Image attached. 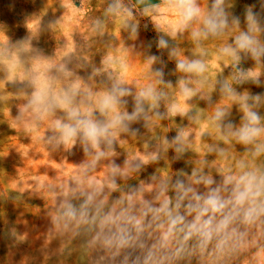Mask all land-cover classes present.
<instances>
[{"label": "rangeland", "instance_id": "obj_1", "mask_svg": "<svg viewBox=\"0 0 264 264\" xmlns=\"http://www.w3.org/2000/svg\"><path fill=\"white\" fill-rule=\"evenodd\" d=\"M122 2L133 9L127 24H135L136 32L126 26L122 16L107 13L112 0H0V264H104L102 254L88 247L90 233L79 227L73 235L53 221L66 201L81 204L79 194L88 190L89 181L104 186L107 209L133 186H142L145 198L151 199L156 177L172 180L181 171L190 175L202 168L219 178L237 161L251 159L253 145L221 139L225 133L218 124L222 127L231 122L238 128L243 116L239 101L221 87L226 82L239 95L264 96V57L257 63L240 53L241 60L235 62L221 56L220 49L246 29L245 9L255 5L254 11L259 12V0H227V10L240 17V24L230 23L222 35L197 40L191 35L201 27L197 23L175 37L171 35L178 18L167 4L145 14L131 0ZM199 2L202 8L211 4V0ZM161 37L169 41V48L158 47ZM259 39L264 42V34ZM173 49L177 57H170ZM151 56L158 59L149 64ZM109 57L111 62L104 63ZM177 59H200L206 71L200 76L179 72ZM61 65L67 75L56 71ZM238 69L257 74L259 84L248 78L238 83ZM157 70H162V77L156 75ZM34 75L55 77L56 91L79 80L81 93L94 95L119 80L130 90V95L123 97L127 103L121 106L122 112L131 113L134 97L149 85L163 96L156 108L145 102V113L130 123L128 132L117 136L112 149H104L108 155L89 170L95 150L85 152L79 141L57 145L49 139L52 123L65 115L62 110L39 121L32 118L27 102ZM182 78L191 80L189 87L200 88L188 101L181 98L178 81ZM172 104L187 105L188 115L170 117L167 109ZM91 107L95 108L94 103ZM217 108L228 112L220 122L212 120ZM255 110L264 125V102ZM94 118L104 119L96 111ZM181 129L188 138L186 151L177 159L171 141ZM157 150L158 160L117 179L118 191L107 188L113 164L126 169ZM256 162H264V156ZM252 254L249 250L232 264H250Z\"/></svg>", "mask_w": 264, "mask_h": 264}, {"label": "clouds", "instance_id": "obj_2", "mask_svg": "<svg viewBox=\"0 0 264 264\" xmlns=\"http://www.w3.org/2000/svg\"><path fill=\"white\" fill-rule=\"evenodd\" d=\"M138 2L143 3V0ZM259 2V12L254 11L255 5L246 7V29L235 35L231 44L220 49L221 56H229L239 62L240 53H244L245 58L250 55L257 63L264 57V42L259 39L264 34V0ZM165 3L178 18L171 33L173 37L186 31L193 23L201 25L191 32L194 40L220 36L230 23L240 24V17L227 10V0H211L207 8H202L199 0H165ZM156 8L158 6H153L152 10ZM106 11L122 16L126 26L133 32L137 31L135 24H127L133 18V9L125 6L122 0H112ZM143 11L148 14L150 9L145 7ZM158 47L169 48V41L161 37ZM169 55L177 57L178 53L173 49ZM157 59L151 56L148 62L152 64ZM110 62V57L104 61L106 64ZM176 70L200 76L206 71V64L200 59H177ZM56 71L68 74L63 65ZM238 71V83L248 78L259 84L257 74L243 69ZM156 75L162 77V70H157ZM54 79L53 76H33V91L27 108L37 121L51 116L58 109L62 110L65 115L54 120L51 126L53 135L49 139L57 145H72L79 141L85 152L95 150L94 159L87 166L89 170L108 155L104 149H112L117 136L128 132L130 123L145 113V102L156 108L163 96L149 85L134 97V110L122 112L121 106L127 103L123 97L130 95V90L119 80L111 88L94 95L90 91L82 94L79 80L56 91ZM190 83L189 79L178 81L181 98L185 101L200 91L199 87H189ZM221 91L238 100L243 113L238 128L231 122L222 127L218 124V129L225 133L221 139L225 143L233 138L238 144L253 145L251 159L237 161L219 178L202 168L194 169L190 175L181 171L172 180L156 177L151 199L145 198L142 186H133L126 196L116 199L107 209L104 186L89 181L88 190L79 194L83 197L81 204L77 206L66 201L60 214L53 218L55 225L62 231H71L73 235L78 234L76 228L79 227L90 233L88 247L102 254L104 264H232L235 258L249 250L253 251L250 264H264V162H256L264 156V141H261L264 125L255 110L264 102V96L239 95L226 82L222 84ZM78 96H82L79 101ZM93 103L94 109L91 107ZM84 105L88 106L82 108ZM94 111L104 119L94 118ZM188 113L187 105L172 104L167 109L170 117H183ZM156 115L161 117L159 112ZM226 115V109L217 108L212 120L220 122ZM187 138L188 133L181 129L172 139L171 144L177 153L175 158L186 151ZM219 154L223 155V149H219ZM158 159L157 150L134 161L126 169L113 164L107 188L118 191L119 177Z\"/></svg>", "mask_w": 264, "mask_h": 264}, {"label": "crops", "instance_id": "obj_3", "mask_svg": "<svg viewBox=\"0 0 264 264\" xmlns=\"http://www.w3.org/2000/svg\"><path fill=\"white\" fill-rule=\"evenodd\" d=\"M131 2H133V4L140 9L147 7L150 10L153 9V6L159 7L166 4L165 0H143V3L138 2V0H131Z\"/></svg>", "mask_w": 264, "mask_h": 264}, {"label": "bare ground", "instance_id": "obj_4", "mask_svg": "<svg viewBox=\"0 0 264 264\" xmlns=\"http://www.w3.org/2000/svg\"><path fill=\"white\" fill-rule=\"evenodd\" d=\"M202 1V0H201Z\"/></svg>", "mask_w": 264, "mask_h": 264}]
</instances>
